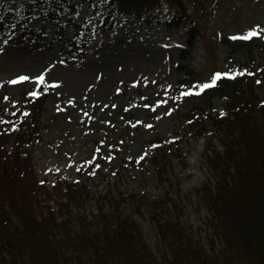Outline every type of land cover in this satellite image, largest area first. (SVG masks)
Here are the masks:
<instances>
[{"label":"rangeland","instance_id":"rangeland-1","mask_svg":"<svg viewBox=\"0 0 264 264\" xmlns=\"http://www.w3.org/2000/svg\"><path fill=\"white\" fill-rule=\"evenodd\" d=\"M101 2H88L79 19L95 20L93 8ZM155 6L151 31L123 22L106 34L95 27L82 48L71 38L76 24H64L45 9L28 13L24 34L13 29L0 36V142L5 144L7 161L20 153L29 175L18 193L7 196L15 206H31L38 218L48 220L52 212L55 226L65 221L64 226L52 227L49 236L51 248L54 243L59 247V264H95L91 255L78 258L71 240L80 230L95 231L100 207L102 215L121 214L139 226L148 249L139 255L141 264L180 263L159 238L155 216L161 222L177 219L203 264H264L263 248L253 256L252 251L245 253L243 243L226 242L223 232L235 229L228 225L222 232L203 201L200 190L205 180L211 187L218 181L205 161L213 151L225 152L224 136L209 115L228 119L230 113L223 97L207 101L202 94L208 88H194L217 72L230 73L232 80L241 78L244 87L252 77L253 92L264 103V0H190V23L172 30L160 25L167 11L165 0H157ZM256 26L260 35L239 38ZM41 73L39 84L32 79L9 83L18 76ZM256 116L264 122L263 115ZM189 119L202 123L200 130L206 133H201V143L204 147L208 143L207 152ZM34 123V134L17 146L16 134ZM260 135L251 136L259 148L251 150L264 147ZM240 180L241 176L230 184L240 187ZM235 194L230 191L228 197ZM166 198L171 200L168 208L152 209L148 204L166 203ZM133 201L144 203L137 209ZM8 223L18 227L13 217ZM45 243L34 242L33 260L47 255ZM5 256L0 243V258ZM118 257L110 259L114 264L127 262Z\"/></svg>","mask_w":264,"mask_h":264},{"label":"trees","instance_id":"trees-1","mask_svg":"<svg viewBox=\"0 0 264 264\" xmlns=\"http://www.w3.org/2000/svg\"><path fill=\"white\" fill-rule=\"evenodd\" d=\"M90 1L0 0V36L4 38L7 34L10 35L13 29L20 35L24 34L28 23V13L43 9L52 18L59 17L64 24L76 23L71 38L79 47L85 45L89 39V30H94L95 27L100 33L106 34L113 25L123 22L151 31L156 21L154 14L157 0H108L107 3L101 2V5L94 6L93 12L96 19L92 22L84 18L79 19ZM188 1L190 0H165L167 11L162 14L160 25L166 30L188 26L190 23ZM6 17H10V21L3 26L2 20ZM239 46H245V44L240 43ZM252 79V77L246 79L244 87L241 78L232 80L227 76H221L214 86L209 87L208 91L202 94L207 97V101L215 95L223 97L229 104L230 117L214 119L215 116L209 115L218 134L224 136L225 152L218 155L213 151L212 158L205 161L211 171L217 174L218 181L216 186L211 187L206 179L200 192L222 232L228 225L235 229L233 233L223 232L226 242L232 243L237 240L244 244L247 249L245 253L252 251L255 256L254 254L259 253L260 249H264V147L258 150L260 153L251 150L252 147L259 149L251 136L257 137L261 134L260 139L264 140V122L259 123V118L256 116L257 113L264 116V103H260L254 94ZM28 109L31 115L35 113L32 107L29 106ZM204 112L203 110L194 115L200 116ZM189 120L198 143H201V133L203 136L206 133L204 129L200 130L202 123ZM35 127L34 123L28 131L16 134L13 139L16 145L20 147L25 138L32 136L33 130H36ZM4 146L5 144L0 142V219L2 220L0 243L4 246L6 256L0 258V264H24L25 259H27L25 264L30 261L31 264H59L61 258L59 247L54 243V248H51V243L49 244V236L52 235L51 228L55 226L52 212L49 213L48 220L41 216L38 218L31 206H15L7 196L8 192L18 193L21 190L22 181L29 175L26 174V161L24 163L19 161L21 160L20 153H17L14 161H10V157L7 161L6 155L3 154ZM208 146L207 143L206 147ZM200 147L204 148L205 152L209 150L202 143ZM230 171L232 174L229 173ZM240 176V187L239 185L232 186L230 183L233 184L234 178L237 179ZM230 191H236L237 194L230 198L228 197ZM74 192L76 196H80L78 190ZM235 199H237L236 202L232 204ZM166 200L168 201L166 203L160 201V204H148L152 209L168 208L166 204L169 205L171 200L167 198ZM244 201H247V204L242 207ZM143 203L144 201L141 204L133 201L132 205L138 209ZM98 212L100 213V224L97 225L95 231L90 233L80 230L71 240L76 256L79 258L80 254L91 255L95 264H114L110 258L113 259L116 256L127 261L116 264H141L139 255L141 252L147 253L148 249L143 242L139 226L132 219L121 214L102 215V207ZM10 217L14 218L18 227L9 225ZM152 221L156 225L161 241L167 243V247L175 253L176 258L173 259L175 262L182 264L179 258H186L188 263H194L190 262V259H193L196 264H203L199 259V253L192 248L196 245L191 240L187 241L189 239L178 227L177 219L161 222V218L155 216L152 217ZM64 225L65 221H61V224L56 225L55 228ZM36 240L46 242L48 253L42 257V261L35 256L33 260L32 253ZM50 255H52L51 259ZM165 258L163 260H167ZM64 263L67 264V261ZM165 264L174 263L167 261Z\"/></svg>","mask_w":264,"mask_h":264},{"label":"snow or ice","instance_id":"snow-or-ice-1","mask_svg":"<svg viewBox=\"0 0 264 264\" xmlns=\"http://www.w3.org/2000/svg\"><path fill=\"white\" fill-rule=\"evenodd\" d=\"M104 3H107L108 0H103ZM259 26H256V27H253L251 29H249L248 33L246 35H244L243 37H239L241 39H245L247 40L250 36H253V35H260V33L257 31ZM238 37H231V39H237ZM230 73H214L211 77V80L208 81V82H205V83H199V84H196L194 86L195 89H199V90H204V89H207L211 86H214L215 85V82L217 81V79L221 76H229ZM29 79H32V80H35V82L37 84L41 83L42 80H43V74L41 73L39 76H36V77H28V76H18L15 80H10L9 83L10 84H15V83H18L20 81H27ZM257 83H259V81H257ZM53 87L57 86L55 83H53L52 85ZM119 91V90H118ZM189 92H191V89H189ZM189 93H185V92H182L181 95H187ZM29 96H32V97H35L37 94L35 92H29L28 93ZM5 99H7V97H5ZM69 104H72V100H69L68 101ZM145 107H147V105H145ZM169 112H171V109L168 110ZM221 115H223V112H221ZM146 127H150L149 125H146ZM98 167V165H97ZM42 183V182H41Z\"/></svg>","mask_w":264,"mask_h":264}]
</instances>
